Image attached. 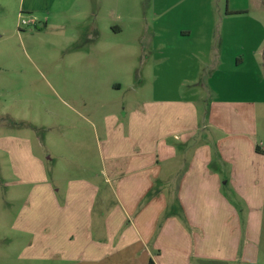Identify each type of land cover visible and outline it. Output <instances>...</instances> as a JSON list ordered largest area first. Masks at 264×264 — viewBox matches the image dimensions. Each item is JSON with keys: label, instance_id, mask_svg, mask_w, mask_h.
I'll list each match as a JSON object with an SVG mask.
<instances>
[{"label": "rangeland", "instance_id": "rangeland-1", "mask_svg": "<svg viewBox=\"0 0 264 264\" xmlns=\"http://www.w3.org/2000/svg\"><path fill=\"white\" fill-rule=\"evenodd\" d=\"M57 1L61 6L30 14L20 9V0H0V264H68L53 252L43 257L31 252L48 245L49 226L55 222L45 216L52 207L66 214L70 210L67 191L75 181L98 189L88 204L79 193L71 213L89 207L94 233L105 232L103 220L116 212L117 204L112 167H135L137 154L144 152L139 145L148 143V123L141 116L152 103L184 99L198 105L192 109L200 123L193 140L183 137L182 125H169L165 134V142L179 150L183 167L192 163L196 148L206 146L211 148L207 167H224L217 173L225 181L232 164L222 155L220 137L224 148L233 141L240 147L244 142L264 147V0ZM164 4L172 10L155 18L152 12ZM211 10L212 37L222 46L224 60L196 77V44L208 37L201 29L212 20ZM22 19L36 22L26 25ZM151 24L169 28V38L182 25H191L192 38L176 37L191 51L172 50L171 61L162 63L161 37L148 30ZM196 78L200 82H193ZM229 101L252 106V130L229 123L241 110L223 119L219 106ZM171 112L155 113L170 117ZM219 120L225 129L215 127ZM186 145L190 151L180 148ZM157 154L160 167L141 172L137 166L129 173L130 180L157 182L141 203L160 190L176 163V156ZM16 156L22 166L16 165ZM28 223L41 237L24 229ZM76 240L71 247L81 243L80 235Z\"/></svg>", "mask_w": 264, "mask_h": 264}, {"label": "crops", "instance_id": "crops-1", "mask_svg": "<svg viewBox=\"0 0 264 264\" xmlns=\"http://www.w3.org/2000/svg\"><path fill=\"white\" fill-rule=\"evenodd\" d=\"M56 1L20 0L19 7L21 10L27 9L31 14L32 11L61 6L60 1ZM169 10L171 11L172 7L164 4L152 14L158 19L165 16ZM210 13L213 20L214 11L211 10ZM212 20L201 29L208 33V37L200 39L196 44V75H199L196 77H200L203 72L207 74L206 69H214L215 66L223 64V48L212 37L215 24L213 20L211 25ZM148 30L161 37L158 47L162 51L160 60L164 64L173 58L172 50L183 48L191 51L186 48L185 43L180 44L176 39L193 37L195 31L189 24L182 25L174 38L173 34L169 38V28L166 29L165 26L160 29L151 24ZM196 79L197 81L193 82H200L199 78ZM183 100L152 103L153 108L141 116V122L148 123L149 132L144 134L145 137L148 136V143L139 145L144 152L137 154L135 167H112L116 170L117 204L116 212L103 220L102 227L105 232L98 233L95 226L97 230L94 233L93 217L88 215L89 207H83L80 214L71 213L72 206L79 204L77 195L83 192L85 204H88L91 201L89 197L97 187L90 183H81L79 186L75 181L67 191L72 197V201L69 200L70 210L66 214L54 211L55 207H52L53 210L50 208L52 211L45 219H53L55 222V226L52 223L48 230L52 236H49L47 247L39 245L40 247L31 252L33 256L43 257L46 253L49 255V252H53L68 260V264H150L151 260L154 264H264V147H259L258 151L253 143L244 142L240 147L233 141L229 148H224L225 140L220 137V145H223L220 146L222 155L224 158H230L232 164L229 167V179L225 181L224 176L217 173L224 167L216 168V172L212 167H207L210 164L208 162L211 148L206 146L196 148L192 163L183 167L184 161L180 159L179 150H176L173 144L165 142V134L168 137L170 131L169 125H182V135L187 142L200 128L192 110L198 105L196 102ZM220 105L223 119H227L230 113L237 114L236 112L241 110L236 117L228 118L229 123L238 124L247 132L252 130V106L237 105L230 101ZM158 109L171 110L168 114L171 118L159 117V114L155 113ZM210 114L212 113L208 112L209 116ZM209 116L208 118H213ZM215 127L219 130L225 129L221 120ZM180 148L190 151L187 145ZM160 150L166 157L176 156V163L168 175V180L160 183V190L154 196L151 193L150 197L141 203V198L148 195L157 182H148V179L130 180L129 173L131 170L136 172L137 166L141 172L160 167L156 160ZM185 153L188 154V150ZM28 156L33 164H40L33 153ZM16 159V165L22 166L21 157L16 156ZM29 167L33 165L30 164ZM31 181L34 180H27ZM42 186L40 185L41 189L37 195L39 199L43 196ZM48 186L50 185H45L44 188H48L52 193L54 189ZM228 189L229 191H226ZM23 226L25 230L35 231L41 237L35 229V224L34 227L29 223ZM78 235L81 237V243L71 247L70 243L73 240L76 242ZM67 237L71 240H67ZM115 255L116 259H109Z\"/></svg>", "mask_w": 264, "mask_h": 264}, {"label": "built area", "instance_id": "built-area-1", "mask_svg": "<svg viewBox=\"0 0 264 264\" xmlns=\"http://www.w3.org/2000/svg\"><path fill=\"white\" fill-rule=\"evenodd\" d=\"M21 21L23 22V24H26V25H27V24H30V23H32V24H33V23H35V22H36L35 20L28 21V20H25V19H22Z\"/></svg>", "mask_w": 264, "mask_h": 264}, {"label": "trees", "instance_id": "trees-1", "mask_svg": "<svg viewBox=\"0 0 264 264\" xmlns=\"http://www.w3.org/2000/svg\"><path fill=\"white\" fill-rule=\"evenodd\" d=\"M256 150L259 151V147H256ZM150 264H154V262L151 260V261H150Z\"/></svg>", "mask_w": 264, "mask_h": 264}]
</instances>
